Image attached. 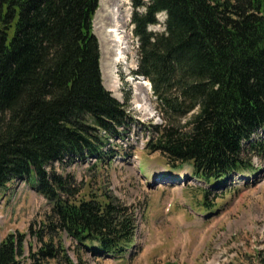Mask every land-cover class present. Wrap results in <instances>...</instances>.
I'll return each mask as SVG.
<instances>
[{"label": "trees", "instance_id": "obj_1", "mask_svg": "<svg viewBox=\"0 0 264 264\" xmlns=\"http://www.w3.org/2000/svg\"><path fill=\"white\" fill-rule=\"evenodd\" d=\"M98 1L0 0V193L26 181L49 205L41 223L0 240V264H75L67 238L117 258L135 247L137 226L125 207L107 191L80 193L75 178L53 166L106 163L108 140L132 120L101 79ZM131 5L135 75L150 81L162 120L149 126L146 149L169 172L204 183L200 206L210 210L211 192L234 175H254L251 156L264 154V0ZM160 13L163 30H150Z\"/></svg>", "mask_w": 264, "mask_h": 264}, {"label": "rangeland", "instance_id": "obj_2", "mask_svg": "<svg viewBox=\"0 0 264 264\" xmlns=\"http://www.w3.org/2000/svg\"><path fill=\"white\" fill-rule=\"evenodd\" d=\"M120 1L129 46L127 60L132 66L125 69L118 64L110 76H103V84L124 104L132 120L118 139L110 141L116 153L112 162L98 163L90 158L68 162L64 170L58 163L53 166L73 176L80 193L107 191L125 207L137 226L135 247L125 260L80 249L77 252V244L65 240L68 255L75 264H264V154L251 156L254 176H235L225 187L212 191L207 200L212 209L205 212L199 205L205 188L202 182L184 171L169 172L174 168L158 153L139 147V139L147 136L144 125H158L162 120L146 82L138 91L145 93L147 108L139 105L142 94L135 98L134 81L143 80L133 74L138 67L137 40L130 24L133 8L131 0ZM157 20L150 30H163L165 14H158ZM95 31L98 34L100 30ZM102 43L100 61L104 67L106 44ZM113 77L117 81L114 86ZM48 211L45 198L26 181L15 183L0 193V240L8 232H27L30 225L41 223ZM31 243L36 247L34 240ZM24 255H28L27 250ZM29 263L27 258L21 262Z\"/></svg>", "mask_w": 264, "mask_h": 264}, {"label": "bare ground", "instance_id": "obj_3", "mask_svg": "<svg viewBox=\"0 0 264 264\" xmlns=\"http://www.w3.org/2000/svg\"><path fill=\"white\" fill-rule=\"evenodd\" d=\"M120 2V0H111V2L109 0H100V7L93 19V32L96 35L99 44H101L102 42L106 44L104 53L105 58L107 59V63L103 67L102 62L100 61V69L102 76L104 77L110 76L112 74L113 68L118 64H123L125 69H129L132 66V62L129 60L131 62V64H129L127 60L129 46L128 39L126 38V33L123 29L125 17L124 12L120 10ZM97 23H99V25H97ZM95 29L100 30L98 34L96 33ZM138 77L143 78L141 76ZM112 79L113 81H111L113 82L114 86L116 85L117 81L114 79V77ZM144 83L145 81H134L133 88L134 95L136 96L135 98H137L138 95L141 96L142 94V96L138 99V101L141 102L139 103V105L141 108L146 109L148 103L146 101L145 93H140V91H138V86L144 85Z\"/></svg>", "mask_w": 264, "mask_h": 264}]
</instances>
